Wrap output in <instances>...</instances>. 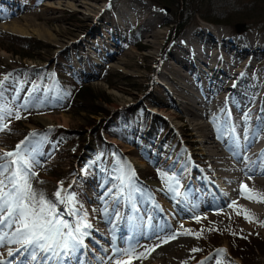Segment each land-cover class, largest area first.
Here are the masks:
<instances>
[{
	"label": "rangeland",
	"instance_id": "rangeland-1",
	"mask_svg": "<svg viewBox=\"0 0 264 264\" xmlns=\"http://www.w3.org/2000/svg\"><path fill=\"white\" fill-rule=\"evenodd\" d=\"M41 2L46 4L42 8L46 9L47 17L54 15L56 20L29 28L23 22L11 26L0 20V26L24 30L16 34L0 29V103L11 107L13 114L18 111L21 117H9L4 122L8 127L0 131V153L13 151L21 142L34 146L39 163L35 168L38 175L32 183L41 186L38 191L54 199V193L62 182L65 190L76 194L77 205H82L87 211L92 228L84 238V246L72 256L70 264H102L103 258L108 257L106 264H115L117 259L128 264L137 259L145 262L150 253V243L161 236L159 230L169 236L174 234L175 239L190 240L183 250L186 254L181 264H216L217 260L222 264H240L229 256L231 246L225 237L236 230L245 235L262 237L264 241V215L239 204L229 207L230 202L235 201L229 188L239 187L240 184L223 185L210 178L206 171L208 167L213 168V159L201 155L210 150L205 133L190 124L184 126L193 121L195 108L200 107L189 93L201 94L184 82L174 79L177 84H171L161 74L164 61L170 58L169 52L190 25L196 29L207 26L214 30H227L232 38L245 32H263L264 27L259 29L251 24L247 30L239 31L228 24L206 23L195 15L168 43L175 21L154 0ZM124 2L138 14H143L144 19L140 23L119 18L118 8ZM246 3L247 0H219L217 5L229 13L236 12ZM33 4V0H0V10L9 16L5 19L12 20V13L20 8L38 9ZM154 10H159L164 18H153ZM122 16L124 18L125 15ZM38 34L43 35L42 38ZM156 34H160L157 40L153 38ZM117 40L119 43L116 46ZM209 40L201 34L195 36L198 46L211 44V47L213 43ZM211 49V52L218 51L214 47ZM225 50L230 55L235 53L231 47H223ZM181 56L187 63L188 57ZM242 56L244 54L238 59L243 60ZM251 57L254 63L249 68L253 71L262 64L264 53L257 50ZM190 70L194 71V68ZM197 76L198 83L210 80L203 78L202 74ZM190 78L193 80L194 77ZM219 82L217 77L213 81L220 85ZM213 83L211 91H221L223 96L231 92L229 89L223 91ZM244 86L240 85L237 97L246 94L247 85ZM82 87L89 88L87 94L95 95L93 105L88 97H79ZM206 92L212 94L208 90ZM103 95L108 97L109 103L103 104ZM258 95L257 105H260L264 101V91ZM185 96L192 100L191 105L185 102ZM94 105L113 113L121 112L129 122L110 121L112 118L97 113L99 110L93 108ZM101 123L108 125L107 128L99 130ZM33 133L37 135L33 136ZM135 158L139 160L135 161ZM138 162H144L146 166L139 167ZM121 168L126 174L135 173L129 186L123 189V195H120V181L115 178L121 175ZM161 174L169 178L167 183ZM173 177L175 179H171ZM108 188H112L113 192L106 193ZM131 193L137 194L136 202L140 210L137 209L141 216L137 215L139 224L142 223L144 228L152 226L153 229L154 226V229H146L145 234L132 238L135 240L131 247L136 250L134 257L139 255V258L126 259L118 255L113 247L114 243L126 239L125 236L131 239L132 233L125 234L123 231L119 237L116 236V241L113 233L124 230L123 226H130L135 219L132 210L125 211L124 207L129 198L128 204L132 205ZM187 194L196 204L190 211H186ZM223 194L229 203L223 202ZM211 204L223 210L222 215L206 216L207 212H211ZM164 205L181 214L185 212L182 218L177 217V220H182L171 223L165 216H152L153 213L164 212ZM66 207L57 203L58 211L71 222L73 218L67 214ZM124 214L129 215V219L127 216L121 218ZM246 215L249 219L245 218ZM104 221L113 224L111 227L115 232H107ZM219 235L224 240L219 238L217 245H209L212 237L216 239ZM125 247V244L117 245L120 251ZM18 248L14 244L0 247V254L8 256L3 264H27V253L23 249L18 251ZM219 249H223L224 253L218 254ZM9 252L13 254L9 255ZM256 252L255 263L264 264V250ZM141 253L143 256H140ZM98 258L103 260L97 262Z\"/></svg>",
	"mask_w": 264,
	"mask_h": 264
},
{
	"label": "bare ground",
	"instance_id": "bare-ground-1",
	"mask_svg": "<svg viewBox=\"0 0 264 264\" xmlns=\"http://www.w3.org/2000/svg\"><path fill=\"white\" fill-rule=\"evenodd\" d=\"M33 2V5L38 7V9L24 8V10H21L20 8L12 13V15H14L12 20L5 19L9 16H6L7 13L0 10V20L2 19L6 23L11 24V26L14 24H21V22H23L29 28L41 26L48 21L57 19V17L54 15L47 17L48 14H45L46 9L42 8V6L46 4L41 2V0H33ZM50 10H53V8H50ZM122 15H125L124 18ZM118 16L119 18L121 17L123 21L128 20L133 23H140L144 19L141 12L138 14L126 2L119 6ZM152 16L153 18L159 20L164 18L159 10H154V12H152ZM38 21L40 22L39 24H37ZM0 29L8 30L16 34H20L22 31H24L23 29L14 27L9 28L5 27L4 25L0 26ZM198 34L209 38L210 43H213L212 46L210 47L211 44L209 46H198L195 43L197 42L195 41V36ZM38 35V37L41 38L43 36L41 34ZM159 35L160 34H156L153 38L157 40L160 37ZM115 43H117L115 44L117 46L119 43L118 40L117 42L115 41ZM227 43H230L231 46ZM199 44H201V42H199ZM226 46L234 48L235 53L230 55V53H227V50L223 51V47L226 48ZM212 47H214V50L218 51L211 52ZM257 50H261L262 53H264V31L260 33L245 32L242 35L232 38L231 33H229L227 30L219 31L210 29L207 26H202V28L196 29L190 25L185 30V32L182 33L180 39L174 44L173 48L169 52L170 58H167L166 61H164L161 75L166 78L164 80L168 79L167 81H170L171 84H177L176 82H184L190 88L195 89L199 94H201L200 96H197L193 92H188L192 99L197 100V103L200 105V107L195 108L194 113L196 114H193V121L185 123L184 126L187 127L190 124L194 126L196 130L205 133L207 143L210 144V150L208 153H202L201 155H203V158L213 159L214 164L213 168H207L206 173L210 175L212 180H218L223 185H237L235 183H239V187L229 188L230 195L234 197L236 204H239L243 207L253 208L254 210L260 212L261 215H264V202H253L241 197L240 195L242 184L247 185V188L245 189V195H254L255 192L264 193V101H261V104L257 105L259 101L258 94L264 91V58L262 64L258 67H255L253 71H251V68H249V66H251L250 64L254 63L251 55H255ZM182 54L185 55L186 58L188 57L189 60L187 63L183 61L181 56ZM243 54L244 57H242L244 59L239 60L238 57L240 58ZM191 67L194 68V71L190 70ZM201 74L203 78H210V80L208 79L204 81L205 83H198L196 81V77H199L197 75ZM189 75L194 77V81ZM220 75H222V77H220ZM216 77L220 81V85L218 83H213V81L216 80ZM243 80L245 81L240 83ZM212 83L221 90L223 89V91L229 89L231 92L228 93V96H223L221 95V91H211L210 85ZM244 84L247 85L245 88V90H247L246 94L237 97L238 91H240V85L244 86ZM232 86L234 87L233 90ZM206 90L212 94H208ZM184 99L188 105H191L190 102H192V100H189L186 96ZM230 128H234L235 131H229ZM134 160L138 161L139 159L135 158ZM137 164L139 167L146 166L144 162H138ZM203 166L205 167L204 164ZM33 187L36 190L41 188V186L38 187L36 183H33ZM253 190H255V192ZM130 197L132 205L128 204V201L130 200L129 198L125 202L124 207H126L125 211L132 210V216L135 217V219L132 220V225L129 224L130 226H126L125 228L128 230V234L132 233L131 238H137L136 236L139 233L144 232V228L141 226L142 223L139 224V218H137V215H139L137 208L140 207L139 203L136 202L137 194L134 195V193H131ZM186 202L188 207L186 211H190L195 208V203L188 194L186 196ZM223 202L229 203L228 199L225 197V194H223ZM209 207L211 212H207L206 216L213 217L214 215H222L223 210H219L216 204H211ZM163 209L164 212L160 211L159 213H161L162 216H165L164 218L171 223L182 220H177V217L182 218L183 214L185 213L183 212L181 214L178 211H174L168 205H164ZM198 209L196 211H199ZM126 216L127 219H129V215L126 214H124L121 218ZM149 216L151 217V215ZM104 223L106 224L104 227L107 232H111V234L115 232L114 228L111 227L113 224L107 223L106 221H104ZM153 229L151 226L150 230L152 231ZM121 232L122 230L116 234H113L115 236ZM126 233L127 232H125V234ZM165 233V231L159 230V234H161V236L153 239L154 243L150 241L152 243H150L148 247L150 253L146 256L145 262H141L139 259H137V261L133 262L132 264H150L152 262L157 264L159 259V264H181V262H183L185 259L186 254L183 252V250L187 244H190V240L189 242H186L182 239H171L174 234L169 236ZM101 237L103 238L104 236ZM125 245L126 247L121 249L122 252L130 248L128 243ZM226 245L228 246V244ZM14 246L17 247L18 245L14 244ZM7 258L8 256L4 253L0 254V261L5 262ZM108 258H103L104 263L102 264H106V262L108 263ZM127 258L129 257H126V259ZM165 258L168 259V261H166Z\"/></svg>",
	"mask_w": 264,
	"mask_h": 264
},
{
	"label": "snow or ice",
	"instance_id": "snow-or-ice-1",
	"mask_svg": "<svg viewBox=\"0 0 264 264\" xmlns=\"http://www.w3.org/2000/svg\"><path fill=\"white\" fill-rule=\"evenodd\" d=\"M9 117L21 118L18 111L13 114L11 107L0 103V131L8 127L4 122ZM229 131L234 132L235 129L230 128ZM36 152L34 146L21 142L13 151L0 153V246L18 245V251L23 249L27 253V264H70L72 256L84 246V238L90 234L92 225L88 222L87 211L82 205H77L76 194L65 190L62 182L54 193V199L33 187L32 181L38 175L35 171L39 163L35 158ZM120 172L121 175L115 178L120 181V195H123V189L129 186L135 173L126 174L123 168ZM161 175L167 183L169 178ZM246 188L247 185H241V197L257 203L264 202V193L253 190L254 195H245ZM112 192V188L106 189V193ZM57 203L67 206L66 212L73 218L71 222L58 211ZM235 204L236 201H231L229 207ZM245 218L249 219V216ZM174 238L175 235L171 237ZM115 251L123 257H134L135 253L134 248ZM217 253L223 254L224 250L219 249ZM12 254L9 252V255ZM0 264L3 262L0 261ZM115 264L128 262L117 259ZM216 264L222 262L217 260Z\"/></svg>",
	"mask_w": 264,
	"mask_h": 264
},
{
	"label": "trees",
	"instance_id": "trees-1",
	"mask_svg": "<svg viewBox=\"0 0 264 264\" xmlns=\"http://www.w3.org/2000/svg\"><path fill=\"white\" fill-rule=\"evenodd\" d=\"M163 9L172 15L175 21V28L172 30L171 37L168 38V43L172 42L178 33L187 24L193 20L195 15L209 24H228L239 31H245L249 28V25L253 24L257 28L264 27V0H247V3L236 12H227L222 10L221 7L217 5L219 0H154ZM27 46V45H26ZM8 50V49H7ZM14 55H19V53L12 50H8ZM23 58L25 55H21ZM31 57L30 55H27ZM26 56V57H27ZM60 82V81H59ZM89 91L88 87H82L79 91L80 98L84 99V96L88 97V101L93 105L96 99L94 94H87ZM102 101L104 103L108 102V97L102 96ZM93 108L99 110L97 113H104L107 117H111L110 121L122 120L123 124L128 123L129 120L123 117L121 112L119 114L107 111L105 108L94 105ZM117 114V115H112ZM93 122V121H92ZM93 124V123H92ZM108 125L104 123L99 124V130L106 129ZM99 134V132L97 133ZM81 144V143H80ZM82 146V145H81ZM219 238H224L218 236L216 239L212 237V242L209 244L211 246L217 245ZM200 239H202L200 237ZM214 239V240H213ZM228 241L229 251L233 258L240 260L241 264H257L256 251L261 252L264 250V241L260 237L254 235H245L234 230V234L227 235L225 237ZM255 241V243H253ZM208 245V246H209ZM206 246V245H205ZM248 251V253H245Z\"/></svg>",
	"mask_w": 264,
	"mask_h": 264
}]
</instances>
